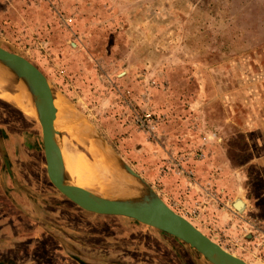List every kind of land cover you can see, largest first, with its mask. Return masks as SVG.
Here are the masks:
<instances>
[{"label":"rangeland","instance_id":"1","mask_svg":"<svg viewBox=\"0 0 264 264\" xmlns=\"http://www.w3.org/2000/svg\"><path fill=\"white\" fill-rule=\"evenodd\" d=\"M0 45L47 76L60 139L75 135L86 161L139 187L91 127L176 212L264 264V0H0ZM21 107L0 94V264H210L169 233L64 196L34 108ZM96 185L84 186L118 190Z\"/></svg>","mask_w":264,"mask_h":264},{"label":"water","instance_id":"2","mask_svg":"<svg viewBox=\"0 0 264 264\" xmlns=\"http://www.w3.org/2000/svg\"><path fill=\"white\" fill-rule=\"evenodd\" d=\"M0 66L8 70L11 78L21 84L30 95L42 133L47 176L52 186L69 200L90 212L130 217L169 233L195 249L210 264H249L169 206L140 174L105 145L91 127L89 135L107 149L111 161H116L129 178L138 182L139 187L133 188L131 184L124 190H117V193L104 195L83 185L70 184L71 178L64 163L58 121L56 122L57 98L47 76L27 57L1 45Z\"/></svg>","mask_w":264,"mask_h":264},{"label":"bare ground","instance_id":"3","mask_svg":"<svg viewBox=\"0 0 264 264\" xmlns=\"http://www.w3.org/2000/svg\"><path fill=\"white\" fill-rule=\"evenodd\" d=\"M11 80H12V78L10 76V72L8 70L4 69L2 66H0V94H3L7 98L13 99L17 104L20 105V107L23 105V107H21V108L25 107L24 108L25 111L28 112L29 111L28 109L30 108L31 112H33V108L30 106V105L33 106L32 101L30 102L31 97L21 84H17L18 88L15 89L16 92H10L11 89L9 88V86L12 83L11 82L9 83V81H11ZM18 85H20V86H18ZM17 89L21 90L23 92V94H24V96H26L28 102L31 103V104L29 103L30 105L26 104L24 98H22L23 96L20 98V96H19L20 94H19ZM29 98H30V100H29ZM56 102H57V99H56ZM61 110H62L61 108H59V107L57 108L56 122L59 121V116L61 115V112H62ZM35 114H36V112H35ZM87 130L89 131L90 129H87ZM73 137H72V134L68 135V136L66 135V136H64L63 141L61 140V142H62L61 148H62L64 163H65L66 169H68V171L70 172L71 177H72L70 184L78 185V186H82V185L87 186V185L95 184L97 181V185L101 184L102 186H106L107 188L108 187L113 188L114 190L115 189L124 190L127 183H126V180H123V178L120 175V173L118 172V170L115 169L114 167H112V165L106 163V161L102 160V159L100 160V159L96 158V160L94 162H91V163L86 161L81 154H78L76 152L77 151L76 147L72 143V139H75ZM90 140H92V143H95V145L102 147L100 145V143L98 141H96L95 139L91 138ZM102 148L107 151L106 148H104V147H102ZM113 183L114 184L117 183L118 188H114ZM101 185H100V187H101ZM92 187H93V185H92ZM106 187H104V188H106ZM99 189H101V188H99ZM100 191H102V189ZM106 192H107V190H106ZM235 207L238 210L243 209L244 202L241 200H237L235 202Z\"/></svg>","mask_w":264,"mask_h":264},{"label":"crops","instance_id":"4","mask_svg":"<svg viewBox=\"0 0 264 264\" xmlns=\"http://www.w3.org/2000/svg\"><path fill=\"white\" fill-rule=\"evenodd\" d=\"M241 201H242V200H241ZM245 204H246V203H245V201H244V206H245ZM243 208H244V207H243ZM261 247H262V246H261ZM261 247H260L259 249H262V248L264 249V245H263L262 248H261ZM244 260H246V259H244ZM246 261L248 262V260H246Z\"/></svg>","mask_w":264,"mask_h":264}]
</instances>
